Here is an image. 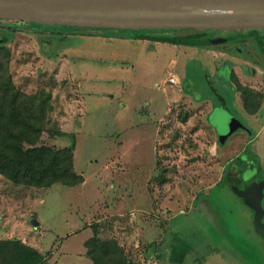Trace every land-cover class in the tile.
<instances>
[{
  "label": "rangeland",
  "instance_id": "rangeland-1",
  "mask_svg": "<svg viewBox=\"0 0 264 264\" xmlns=\"http://www.w3.org/2000/svg\"><path fill=\"white\" fill-rule=\"evenodd\" d=\"M73 26L77 33L38 21L1 23L12 35L15 86L51 95L42 141L74 144L84 182L39 189L0 175V238L34 246L42 264H93L84 242L95 224L98 237L114 239L133 264H264L248 193L223 183L254 162L264 175V63L251 60L248 44L229 41L232 29L202 31L191 41L207 40L195 44L137 35L199 28ZM233 76L259 94L257 114L244 109ZM208 84L229 102L209 100L216 95ZM224 107L249 130L235 128L221 142Z\"/></svg>",
  "mask_w": 264,
  "mask_h": 264
},
{
  "label": "trees",
  "instance_id": "trees-1",
  "mask_svg": "<svg viewBox=\"0 0 264 264\" xmlns=\"http://www.w3.org/2000/svg\"><path fill=\"white\" fill-rule=\"evenodd\" d=\"M50 25L56 30L68 29L69 33H77L73 26L75 24ZM137 37L173 43L190 42L186 37L174 38L145 32ZM11 38L10 32L0 29V175L13 184L39 189L56 183L63 186L81 184L84 177L74 168V144L59 147L42 141L45 120L51 109V95L42 90L33 94L25 93L13 82L9 68L11 51L6 47ZM233 79L242 94L244 109L249 114L257 113L260 109L259 94L242 86L234 76ZM49 135L68 136L75 140L72 133L63 131L52 130ZM90 227L93 235L84 245L93 264H133L114 239H100L97 225L92 224ZM46 260L37 248L18 238H0V264H42Z\"/></svg>",
  "mask_w": 264,
  "mask_h": 264
},
{
  "label": "water",
  "instance_id": "water-1",
  "mask_svg": "<svg viewBox=\"0 0 264 264\" xmlns=\"http://www.w3.org/2000/svg\"><path fill=\"white\" fill-rule=\"evenodd\" d=\"M0 19L133 29L264 28V0H0ZM228 113L224 126H216L221 142L244 127ZM255 222L264 237L258 209Z\"/></svg>",
  "mask_w": 264,
  "mask_h": 264
},
{
  "label": "flooded vegetation",
  "instance_id": "flooded-vegetation-1",
  "mask_svg": "<svg viewBox=\"0 0 264 264\" xmlns=\"http://www.w3.org/2000/svg\"><path fill=\"white\" fill-rule=\"evenodd\" d=\"M3 21L15 22V21H25V20L0 19L1 23ZM1 23H0V29L4 30L1 27ZM32 23L34 24V22H32ZM44 24H46V23H44ZM35 25H37V24H35ZM38 25H40V24H38ZM44 26H45V28H47V27L51 28V25H49V24L48 25L46 24ZM54 28L56 30V27H54ZM37 30L38 31L41 30V27H40V29H37ZM43 30L44 29H42V31ZM205 30H213V29H202V30L195 32L193 34L190 33V34H187L184 36L179 35L176 37H186L191 42L192 39H190V37L194 36L195 34H200L202 31H205ZM232 30H237L238 32L233 34V35H228L229 41L230 42L234 41V40L240 41V43H238L239 45L248 44L251 47V51H252V54L250 56L251 60H254L255 62H258L260 60V61H262V63H264V36H262L264 34L262 33V35H261V33H260L261 31L264 32V28H248V29H232ZM213 31H223V29H216ZM57 32L61 33L62 30L59 29V30H57ZM176 37H174V38H176ZM200 37H203V36H200ZM216 38L220 39L221 37H220V35H218V36H216ZM205 40H207V39H204V38L203 39H197L191 43L203 42ZM214 43H216V42H214ZM233 47H235L238 52H241V53L243 52V50H241L239 48L240 46H238V47L233 46ZM247 57H249V56H247ZM248 69H250V68L248 67ZM255 71L256 70H254V73H255ZM208 85L210 86L209 90L213 91L214 95H216V98H212L213 96L208 97L209 100L216 99V101H215L216 104H222L223 103V105L224 104L226 105V100L229 102V99H226L225 97L218 95V90L215 87H213L212 84H208ZM196 95L197 94H195V97H199V99H202V96H200V95L196 96ZM243 128L245 130H249L245 125ZM246 174H248V176H249L248 178L245 177ZM223 183L233 193L237 189H242L245 192H247L249 195V199H247L246 202L249 204H252L255 226H256V222H255L256 209H258V215H259L260 222L264 224V175L262 173L260 174V169H258V167L255 165V162H254V166H251L248 169L239 170V171L234 170V171L229 172L227 177L224 178ZM240 183H243V184L240 185ZM240 186H241V188H240ZM238 199H240L242 204H246L244 202L245 200L241 199L240 197ZM238 199H237V201L239 202ZM258 199H259V203H258Z\"/></svg>",
  "mask_w": 264,
  "mask_h": 264
},
{
  "label": "built area",
  "instance_id": "built-area-1",
  "mask_svg": "<svg viewBox=\"0 0 264 264\" xmlns=\"http://www.w3.org/2000/svg\"><path fill=\"white\" fill-rule=\"evenodd\" d=\"M151 264H155V263L152 262Z\"/></svg>",
  "mask_w": 264,
  "mask_h": 264
},
{
  "label": "crops",
  "instance_id": "crops-1",
  "mask_svg": "<svg viewBox=\"0 0 264 264\" xmlns=\"http://www.w3.org/2000/svg\"><path fill=\"white\" fill-rule=\"evenodd\" d=\"M229 108V107H228ZM6 238V237H5Z\"/></svg>",
  "mask_w": 264,
  "mask_h": 264
}]
</instances>
